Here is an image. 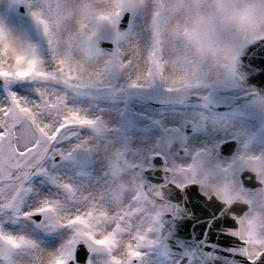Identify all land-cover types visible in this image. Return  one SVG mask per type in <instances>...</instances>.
I'll list each match as a JSON object with an SVG mask.
<instances>
[{
	"label": "rangeland",
	"instance_id": "rangeland-1",
	"mask_svg": "<svg viewBox=\"0 0 264 264\" xmlns=\"http://www.w3.org/2000/svg\"><path fill=\"white\" fill-rule=\"evenodd\" d=\"M108 1L109 0H97L95 3L97 8L95 5H93L92 8L88 7L87 16L83 20H78V28L72 38L71 35L68 37L67 45L68 48L74 49L77 52L87 53V57L94 64L98 63L96 74L101 78L100 82L82 89H67L60 85L59 87L62 89L60 95H62L64 103L66 101L70 103V106L68 102L67 104L65 103L68 107L81 108L80 104L86 101L90 111L94 109L95 111L98 110L97 115H92L93 119L107 108L105 105L108 106L109 102L116 100L122 102L120 105L121 110L118 131L115 132L113 128L102 126L101 123L88 127L92 129L91 133L99 138V140L103 142L106 141L112 146L110 150L112 159L110 160L111 164L109 167L111 172H109L108 178L112 181V183H110L114 193L109 197V203L111 206L116 204L115 210L117 214L109 217L110 219L123 223L124 232L118 234L119 238L129 235L134 244H139L138 251L141 253V256L138 260L134 261L133 264H179V261H173L172 263L164 262L160 259L157 249L160 228L158 216L163 213H172L173 208L168 204L151 205L146 201L140 188L139 176L141 172L151 167V160L154 156H160L165 165L164 169L170 173L169 183L179 188L190 183H195L204 193L214 195L224 202L226 200V203H231L235 200L246 202L249 204L250 208L242 219H250L253 216L264 217V204L262 203L264 199V130L254 134V131H256L254 128L246 131H238L233 128H227V126H221V124L227 120L211 121V123L214 124L220 123L218 126L220 130L215 132L223 134V136L217 140L213 148L208 150L209 152L205 151L198 153L200 150L199 147L198 149L192 150L189 148V142L200 137H202L203 140H207L208 135H211L209 133L206 135L203 129L198 127L191 119H189V122H179L173 126L161 113L162 110H159L156 111L157 116L152 115L150 119V121L153 122L152 128L147 129V131L143 133L149 137H153L154 143L152 145L150 144L147 149H144V146L135 148L134 134L138 133H134L137 131L136 127L139 126L138 124L147 123L143 122L142 119L136 115L134 110L140 108L142 99H147L150 104H159L165 107L171 105H174V107L203 105L211 115H215L219 118H228L231 117L229 116L230 114H235L238 111H245L248 113L256 101H260L264 104V99L250 97L247 100V98L251 96V93L249 94L241 90L234 82V68L237 57L247 45L262 38L264 34L242 35L225 26L216 28L213 32V37L216 35L215 39L213 38L206 46L209 45L211 48L210 52L216 51L215 49H217L218 53L223 54L226 63L225 80H228L226 83L225 80H221L219 77H208V75L205 74V66L202 59H199L198 64L186 62V58H183V54L187 49H190V47L182 40L169 34L165 37L161 36V38H159L160 43L156 46V37L152 32L153 28L150 26L151 34L148 37L146 45L147 69L149 67V54L154 48H156L161 62L163 60V55L165 57L172 54L171 50L175 48L178 52H175L176 54L173 55V59L179 64L182 59L185 60L181 65L183 69L188 68L185 70L186 74L184 75L187 79L188 77L192 79L208 77L210 80H214V83L222 87L229 84L233 88L232 92H222L219 94L211 93V89L209 88L204 89V101L198 102L190 99L188 91L176 90L175 84L165 85L163 79L159 76L153 77L147 81L142 80L137 87H131V81L138 76H132L131 73H129L132 65V58L138 59V48L136 44H134V56L131 54L133 52V47H131L129 43L134 40V35H132L131 30L137 24L136 19L137 16H140V11L144 2L149 0H110V2H112V9L110 8L109 11H106L105 7ZM101 2L106 4L103 6L98 5ZM18 5L24 6V0H15V2H13V0H0V6H2L0 23L4 24L10 17H17L18 19L21 17L28 20L30 34L33 39L30 40L29 43L36 46L43 66L51 69L53 67V58L52 52L49 49V39L52 41V38L43 36L40 29L34 23L32 13L36 12L44 15L49 21L51 31L53 30V24H55L54 21H56L58 25L55 24V27L56 30H58L59 22L57 20L62 18L61 12L63 11L61 8V1L38 0L37 2L27 5L24 8L23 14L17 12ZM30 6H33V8ZM118 12L120 14L123 12H128L130 14L129 28L124 34L119 33L117 30V19L119 16H115ZM100 15H107L115 18L113 21H101L98 19ZM151 24H153V20ZM102 40L114 45L112 53L100 51L97 48L96 43ZM179 45L182 49L178 48ZM51 48L55 51L57 58L64 57L70 59L69 53L65 52L66 54H61L59 51H56V43L52 42ZM127 52L129 56H126ZM88 55H90V57ZM46 60L47 64H44ZM113 61L116 63H113ZM119 62H130V65L127 68L120 67ZM189 72L190 74H187ZM19 82L21 81L4 82L0 80V101L2 106L10 104L11 93H16L18 88L21 90L22 85H20ZM29 82L33 85L36 84L34 80H29ZM38 94L37 90L33 93L31 100L34 101V103L39 99ZM22 100L26 101L25 99ZM145 107H148V105L146 104ZM148 108L144 109L149 111ZM218 108H224L225 111L221 113L216 112ZM260 111L262 114L264 113V106ZM152 113L154 112H151V114ZM207 123L208 121H200L201 126H205ZM187 126L191 127V132L188 135L185 134V128ZM254 135L256 136L254 137ZM65 138L66 137H61V140L58 142V148L43 156L38 163L33 166V169L28 171L24 178L19 181L20 187L17 189L18 194L14 199L7 195L0 196V231H2L4 225L15 223V221L20 220L21 217H24V220L25 217H30L26 220L32 221L36 227H40V225H42L41 222L50 217L51 214L49 213H37L33 208L26 209L25 207L29 199V182L33 180L34 176H40V173H43L42 170V172L39 170L42 168L41 166L45 165V163L52 165L55 168L53 173H51L52 175L49 173L43 174L46 175V177L53 176L56 182H58L60 175L65 171L68 172V164L72 163L73 160L81 165H84V162L90 160L92 157L91 150L78 141L79 136L77 135V131L71 137L70 142L69 139L65 140ZM225 140H233L237 144L236 151L230 158H224L218 152L219 146L225 142ZM149 141H151V139H149ZM64 144H73L74 147H72L67 154H64L61 150ZM113 144H115V146H113ZM196 152L197 154H195ZM69 155L71 157H68ZM72 164L74 167L77 166H75L74 163ZM135 168H138V171H135ZM242 168L257 175L258 181L262 184V189L255 192L241 191L238 175ZM34 169L36 170L33 172ZM122 171L130 175L132 186H128L125 182L120 181L123 178ZM92 175H94V173H88L82 176L80 180L85 184L90 181ZM73 180H75V178ZM66 191L68 192L67 189ZM245 194L247 196H245ZM43 198L47 199L46 202L52 201L49 197L44 196ZM83 203H86V199H83L75 205L79 206ZM98 209H100V207ZM25 213H29V215H25ZM33 216H40L41 220L38 224L34 222ZM134 221L136 223L135 225L131 223ZM138 235H143L145 237L143 242L135 240V237ZM71 237H76L74 229L71 230ZM80 239L84 240L83 238ZM87 244L90 245L89 243ZM3 251L4 250L0 248V253H3ZM16 251L11 254L9 264H19L17 263V258L15 259V255L17 254ZM191 253V249L184 248L183 258L187 259L185 264H199L191 258ZM58 256L61 255L59 254ZM35 260L36 262L38 261L37 259ZM35 260L32 264L35 263Z\"/></svg>",
	"mask_w": 264,
	"mask_h": 264
},
{
	"label": "snow or ice",
	"instance_id": "snow-or-ice-1",
	"mask_svg": "<svg viewBox=\"0 0 264 264\" xmlns=\"http://www.w3.org/2000/svg\"><path fill=\"white\" fill-rule=\"evenodd\" d=\"M119 15L118 12L115 17ZM32 17L43 36L50 38L53 33L45 16L33 12ZM115 17L100 15L98 19L113 21ZM220 25L242 35L264 34V0H159L157 11L153 14L156 46L160 43L161 33L167 29V33L182 40L191 49L202 51ZM51 43L49 39L53 67L48 69L43 66L34 44L30 43L24 50L17 52L0 23V80H36L48 82L53 87L62 85L67 89H82L100 82L99 76L95 79L86 76L69 59L57 58ZM129 65L130 62H119L120 67L127 68ZM163 71L164 64L154 48L149 54L148 69L131 81V87H137L140 81L153 77L163 79ZM173 83L187 85L188 81L183 79ZM10 100V104L0 106V185H6L3 193L14 199L20 187L19 181L43 156L58 148L61 137L68 138L70 142L77 128H88L95 125L96 120L80 110L68 107L58 94L41 92L39 99L29 104L11 93ZM35 211L54 216L58 214V208L52 202H46ZM57 222L74 229L76 237L83 238L99 253L106 254L105 264H133L141 256L138 243L134 244L131 238L122 241L118 237L119 233L124 232L123 223L110 219L107 212L94 204L87 203L77 208L74 215ZM235 234L249 264H256L257 261L264 264V217L239 220ZM144 239L143 235L135 237L140 242ZM28 243L22 236L0 231V248L9 253V258L16 250L27 247ZM86 255L81 248L76 254L79 264H85ZM50 264H69V259L61 255L51 260Z\"/></svg>",
	"mask_w": 264,
	"mask_h": 264
},
{
	"label": "bare ground",
	"instance_id": "bare-ground-1",
	"mask_svg": "<svg viewBox=\"0 0 264 264\" xmlns=\"http://www.w3.org/2000/svg\"><path fill=\"white\" fill-rule=\"evenodd\" d=\"M60 1L62 5L61 8L63 9V11L61 12L62 18L60 20L59 19L57 20L59 22V28H57L58 30H56L55 27L56 21H54L55 24H53V30H52L53 35L51 36L52 42L57 44L56 51H59L61 54H64L65 52L69 53L70 54L69 60L73 64L80 67L86 76H91L93 79H95L98 76L96 74L98 63L94 64L87 57V53L77 52L74 49L68 48L67 45H68V37H70L71 35L72 38L74 36L76 29L78 28L77 26L78 20H83L87 16V12L89 9L88 7L92 8L93 5H95V3L97 2V0H60ZM31 3H34V1H32ZM158 3L159 0L157 1L149 0L144 2L143 7L140 11V16H137L136 19L137 24L131 30L132 35H134V40H132L129 44L131 45V47H133V52L131 53L133 56H134L133 54L134 44H136L138 48V59L132 58V65L129 70V73H131L132 76L142 75L147 70L146 45H147L148 37L151 34L150 26L153 28V24H151V21L153 20L154 12L158 8ZM104 4L106 3L101 2L98 5L103 6ZM21 7L22 6H19L17 8V11L23 13ZM30 7L33 8V6ZM111 7H112V2H110L109 0L106 4L105 10L109 11ZM1 10H2V6H0V12ZM121 18L122 17L120 16L117 19V23L121 21ZM28 23H29L28 20L23 19L21 17H19V19L17 17H10L3 24L6 32L8 33V39L11 41L13 48L17 52L24 50L26 46L30 44L29 41L33 40L30 34ZM129 23H130V18L128 19L127 25L125 26L122 32L123 34L126 33V31L128 30ZM56 25H58V23ZM218 27L222 28L224 26L220 25ZM152 32L154 33L153 30ZM166 35H169V33H167V29L165 30V32L161 33L160 38L161 36L165 37ZM215 36L214 37L212 36V39L213 38L215 39ZM217 41L221 42L220 40ZM253 44L256 43L252 42L251 44L247 45L242 51H244L247 47ZM178 48L182 49L180 45L178 46ZM210 50L211 48L209 47V45L207 46L205 45L202 51H197V52L194 49L190 48L184 52L183 58L185 57L186 60L188 59L189 61H191V63L194 64L195 63L198 64L199 59H202L204 61L205 72H206L205 74L208 75V77L212 78L216 76L221 78V80H225L226 63L223 54L218 53L217 49H215L216 51H212V52H210ZM171 52L172 54L168 56L164 57L163 55V60H162V63L164 64V71L162 75H163V83L165 85L175 84L176 90L188 91V96L190 97V99L198 102L204 101V97H203L204 89H208V88L211 89V93L213 94L233 91L232 86H230L229 84L226 85L225 87H222L221 85L214 83L213 82L214 80H210V78L208 77L207 78L201 77V79H192L188 77L187 79V77L184 75L186 74L185 70H187L188 68L183 69L181 65L182 62L185 60L182 59L180 64L175 62L173 59V55L176 54L175 52H178V50L174 48L173 50H171ZM88 56L90 57V55ZM126 56H129L128 52ZM44 64H47V60L44 61ZM187 74H190V72ZM183 79H187L188 81L187 85L173 83L174 81L183 80ZM227 81L228 80H225L226 83ZM34 82L36 83L34 85L31 82H29V80H26L25 82L24 81L19 82V84L22 85V87L20 91L16 90L17 92L15 94L17 95V97L21 99H25L29 104H32L34 103V101H32L31 98L33 97V93L36 92V90L39 94H41V92H47L49 95H56V94L60 95L62 91L60 87H53L46 82H42V81L40 82L36 80H34ZM22 93H26V94H22ZM39 94L38 96L40 97ZM60 96L62 97V95ZM255 98L264 99L258 96V94L256 95ZM248 99L249 98H247V100ZM67 102L68 101H66L65 103L67 104ZM121 104L122 102L120 100H116L113 102H109L108 106L105 105L107 108H105L103 112L100 115H98L99 117L97 116L96 118H94V120H96L95 125H97V123H101L102 126H105L107 128H113L115 129V132L118 131L117 129L120 120ZM146 104L148 105L149 108L145 107ZM68 105L70 106L69 102ZM80 105L81 108L75 107V109L80 110L83 114L87 115L89 118H92V115L94 116L98 114V110L96 111L95 109L93 111L89 110L86 101ZM140 105H141L140 108H137L136 110H134V112L138 117L142 119L143 122H146L147 124H138L139 126L136 127L137 131H135L134 133L136 132L138 133L134 134V138H135L134 142L136 145L135 148L144 146L145 148L144 147L143 148L147 149L150 146V144L152 145L154 143L153 137H149L143 133H145L147 129L152 128L153 122H151L150 119L152 118V115L157 116L156 111L159 110H162L161 113L165 116L167 121L170 122V124H172L173 126H175L179 122L181 123L187 121L189 122L190 121L189 119H191L193 120V122L196 123L198 127L203 129L206 135H208V133L211 135V136L208 135L207 140H203L202 137H200L196 140H191V142H189L190 149L195 150L198 149L199 147L200 150L198 151V153L205 152L213 148L214 147L213 145L217 142V140L223 136V134H218L217 132H215L217 130H220L218 127L220 123L214 124L211 123V121L227 120L224 123H222L221 126H227V128H233L238 131H246L248 129L254 128V130H256L254 131V134L256 132H262L264 130V113L262 114V112L260 111L262 110L264 104H262V102L260 101H256V103L251 107L248 113H246L245 111L244 112L238 111L235 114H230L229 116L231 117L228 118L227 117L219 118L215 115H211V113L207 111V109L203 105H188V106H178V107H174V105H171L165 107L159 104H150V102L147 99L145 100L142 99V103ZM0 106H2L1 101H0ZM144 108H148L149 111L145 110ZM222 111H225V109L224 108L216 109V112L221 113ZM151 112H154L155 114L154 113L151 114ZM200 121L201 122L208 121V123L205 126L204 125L201 126ZM188 128L191 129L190 126H187L185 128V134H187L186 131ZM76 131H77V135L79 136L78 141L83 146H86L91 150L92 157L90 158V160L84 162L85 163L84 165H81L77 163L75 160H73L72 163H74V165L77 166L74 167L72 163H69L68 172L64 170L65 172L62 173L60 177L58 176L59 177L58 182H56L53 176L46 177V175H44L45 173L46 174L53 173L55 168L52 165H50L49 163H45V165L43 166L40 165L42 168L39 170L40 172L43 171L44 174L40 173V176H34L33 180H31L28 185L29 195L28 194L27 195L29 199L27 200V203L25 205L26 209L33 208V210H36L37 207H41L43 204L46 203L47 199L43 198L44 196H46L52 200L51 202L54 205L57 206L58 214L56 216L51 214L50 217H48L45 221L43 220L41 222L42 225H40V227H36V225H34L32 221L26 220L30 217H25V220L24 217H21V219L15 221V223H8L4 225V228H2V231H4L5 234H12L18 237L22 236L29 242L27 247L16 251L17 254L15 255V259L17 258V263L19 264H32L35 259H37L38 261L36 262L35 260L34 264H50V261L55 259L60 254V252L65 251L72 240L71 237L72 228L63 226L57 221L59 219L66 220L67 217L74 215L77 208L83 207L85 206V204L90 203V204H94L98 208L100 207V209L107 212L110 217H112L114 214H117V211L115 210L116 204L114 206H111L109 203L110 202L109 197L114 193L112 191L113 188L111 185L112 181L110 180V178H108V174L109 172H111L109 170V167L111 164L110 160L112 159L110 153L112 146H110L106 141L103 142L99 140V138L94 136L91 133L92 131L91 128H77ZM255 136L256 135H254V137ZM67 139L68 138H65V140ZM149 139H151V141H149ZM225 142L234 143L235 146L233 152L236 151L237 144L235 141L225 140ZM115 144H113V146H115ZM72 147H74L73 144H69V145L64 144L63 147L61 148L62 153L67 154V152L70 149H72ZM220 148H218L219 154H220ZM195 154H197V152ZM68 157L71 156L69 155ZM225 157L230 158V156H224V158ZM35 170L36 169H34L33 172ZM91 172L94 173V175H92L90 181H88L85 184L82 183L80 178ZM122 172H123L122 174L123 178L120 181L125 182V184H127L128 186H132V180L130 175L127 172L126 173L124 171ZM244 172H248V171L242 170L239 173L242 174ZM142 173L143 172H141V174ZM161 177L162 178L164 177L163 174ZM74 178L75 180H73ZM187 185H196V184L190 183ZM5 187L6 185H0V193H3ZM182 187L180 188L178 187V189H181ZM197 187L200 195L204 196L206 199H210V197L213 196L220 203L225 204L226 206H229L234 202L242 203L246 205L248 208V210L245 213L249 211L250 206L246 202L235 200L232 201L231 203H226L214 195L204 193L199 186ZM66 189L68 190V192L66 191ZM5 195L7 194L6 193L0 194V196H5ZM245 196L247 195L245 194ZM83 199H86V203H83L82 205L79 206L75 205L78 204ZM262 203L264 204V199L262 200ZM163 214L173 216V212L163 213ZM242 217H240L238 220L242 219ZM40 220L41 218H34V222L37 224L40 222ZM131 223L133 225L136 224L135 221ZM129 238H131L129 235H125L122 236L120 239L122 241H126ZM75 259L77 260L76 257ZM105 261L106 260H103L101 258H97V259L93 258L92 264H105ZM183 261H186V259L184 258Z\"/></svg>",
	"mask_w": 264,
	"mask_h": 264
},
{
	"label": "water",
	"instance_id": "water-1",
	"mask_svg": "<svg viewBox=\"0 0 264 264\" xmlns=\"http://www.w3.org/2000/svg\"><path fill=\"white\" fill-rule=\"evenodd\" d=\"M31 1L35 0H28ZM121 17L118 23L120 33L127 25L129 14H123ZM97 47L108 53L113 51L112 44L104 41L98 42ZM235 82L239 87L254 90L258 96L264 98V41L253 44L242 52L236 64ZM190 131L188 128L186 133L189 134ZM234 146V143H226L220 148V153L231 156ZM152 166L153 169L144 171L140 176L145 196L151 203L175 206L174 216L166 214L159 216L162 224L159 231L160 256L166 261L180 258L182 255V249L178 245L180 244L192 248L193 259L201 264H249L247 256L242 251L243 246L235 234L236 221L248 210L247 206L237 202L226 206L213 196L206 199L200 195L196 185H187L181 189L172 184L161 186L164 179L169 178V174L162 172L163 163L158 157L153 159ZM255 178L256 175L253 173H242L240 175L242 190L252 192L261 188V184ZM156 186L160 187L155 193H151ZM79 251L80 248L76 254ZM86 258L87 255L84 259ZM256 264H260V261Z\"/></svg>",
	"mask_w": 264,
	"mask_h": 264
},
{
	"label": "flooded vegetation",
	"instance_id": "flooded-vegetation-1",
	"mask_svg": "<svg viewBox=\"0 0 264 264\" xmlns=\"http://www.w3.org/2000/svg\"><path fill=\"white\" fill-rule=\"evenodd\" d=\"M71 242V247L68 246L65 251L60 252V255H65L69 259V264H77L76 259L74 257V252L76 251L79 245H83V247L87 250L89 254L87 264H92L93 258H101L103 260H107L106 254L99 253L94 247L88 245L84 240L78 237H73ZM10 258L9 253L3 251V253H0V264H9Z\"/></svg>",
	"mask_w": 264,
	"mask_h": 264
}]
</instances>
